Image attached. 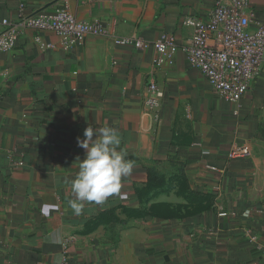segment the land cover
<instances>
[{
	"label": "crops",
	"instance_id": "crops-1",
	"mask_svg": "<svg viewBox=\"0 0 264 264\" xmlns=\"http://www.w3.org/2000/svg\"><path fill=\"white\" fill-rule=\"evenodd\" d=\"M64 1L0 0V18ZM67 1L110 33L67 49L24 28L0 50V264H264V70L234 104L183 50L184 20L207 18L215 0ZM250 6L264 20V0ZM167 35L170 57L117 43ZM151 79L163 91L154 109ZM89 125L117 129L135 167L119 194L75 215L65 179ZM238 146L249 155L230 156Z\"/></svg>",
	"mask_w": 264,
	"mask_h": 264
},
{
	"label": "built area",
	"instance_id": "built-area-1",
	"mask_svg": "<svg viewBox=\"0 0 264 264\" xmlns=\"http://www.w3.org/2000/svg\"><path fill=\"white\" fill-rule=\"evenodd\" d=\"M184 24L192 27L190 40L183 46L188 63L205 75L221 98L238 104L252 81L264 70V20L255 18L250 0H215L207 18L190 15ZM24 28L52 31L59 36L60 45L67 49L88 35L110 33V29L98 19L77 18L65 0L53 12L24 13L21 10L17 17L0 18V50L11 52ZM117 43L139 49L153 45L167 57L172 56L176 48L172 35L153 41L140 36L121 38ZM164 60L160 57L157 62L162 64ZM149 91L147 104L154 109L160 104L163 91L154 79L149 83ZM249 153L248 147L238 146L231 150L230 156ZM13 164L20 167L24 161H14Z\"/></svg>",
	"mask_w": 264,
	"mask_h": 264
},
{
	"label": "clouds",
	"instance_id": "clouds-1",
	"mask_svg": "<svg viewBox=\"0 0 264 264\" xmlns=\"http://www.w3.org/2000/svg\"><path fill=\"white\" fill-rule=\"evenodd\" d=\"M84 138H77L78 146L85 150L79 161L75 178L65 183L71 185L72 198L66 206L75 215H81L85 203L102 204L121 191L122 181L133 173L135 161L126 159L128 153L121 146L122 137L109 126L84 130Z\"/></svg>",
	"mask_w": 264,
	"mask_h": 264
}]
</instances>
